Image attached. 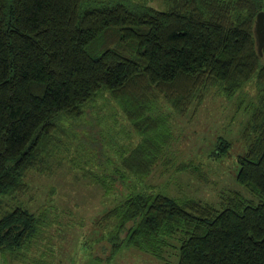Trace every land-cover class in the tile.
Returning <instances> with one entry per match:
<instances>
[{"label": "trees", "instance_id": "trees-1", "mask_svg": "<svg viewBox=\"0 0 264 264\" xmlns=\"http://www.w3.org/2000/svg\"><path fill=\"white\" fill-rule=\"evenodd\" d=\"M261 11L264 0H0V197L27 193L25 176L53 158L63 122L103 92L139 138L119 167L95 177L110 194L126 174L143 178L159 163L172 114L194 115L211 91L229 98L255 77L234 180L257 200L232 190L216 208L133 191L102 219L114 221L110 255L131 247L161 259L177 247V264H264ZM231 147L219 138L209 157H229ZM43 226V214L24 206L1 211L0 252L22 256Z\"/></svg>", "mask_w": 264, "mask_h": 264}, {"label": "rangeland", "instance_id": "rangeland-1", "mask_svg": "<svg viewBox=\"0 0 264 264\" xmlns=\"http://www.w3.org/2000/svg\"><path fill=\"white\" fill-rule=\"evenodd\" d=\"M150 5L163 10L159 3ZM255 81L252 78L229 98L211 91L194 115L172 114L171 140L159 163L143 178L126 174L110 194L95 177L119 167L118 157L139 138L109 93H101L79 120L63 122L65 135H59L53 158L44 161L43 172L31 170L25 176L27 193L16 200L0 197V213L20 205L44 216L41 236L22 256L0 252V264H177V247L165 250L161 259L131 247L110 255L106 240L114 221L108 223L102 216L133 191L194 199L216 208L220 196L232 190L257 200L234 180L250 102L257 101ZM219 138L231 143L230 156L214 160L209 153Z\"/></svg>", "mask_w": 264, "mask_h": 264}, {"label": "water", "instance_id": "water-1", "mask_svg": "<svg viewBox=\"0 0 264 264\" xmlns=\"http://www.w3.org/2000/svg\"><path fill=\"white\" fill-rule=\"evenodd\" d=\"M253 32L258 53L261 55L264 46V11L256 14Z\"/></svg>", "mask_w": 264, "mask_h": 264}]
</instances>
